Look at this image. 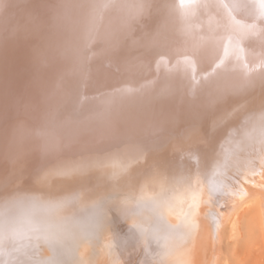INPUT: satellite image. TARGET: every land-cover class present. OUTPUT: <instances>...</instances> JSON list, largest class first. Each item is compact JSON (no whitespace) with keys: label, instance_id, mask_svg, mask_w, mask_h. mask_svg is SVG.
Here are the masks:
<instances>
[{"label":"bare ground","instance_id":"obj_1","mask_svg":"<svg viewBox=\"0 0 264 264\" xmlns=\"http://www.w3.org/2000/svg\"><path fill=\"white\" fill-rule=\"evenodd\" d=\"M116 176L146 221L126 234ZM15 191L61 194L0 211V264H167L185 235L164 216L206 191L211 229L181 264H229L255 205L264 238L259 0H0V198Z\"/></svg>","mask_w":264,"mask_h":264},{"label":"rangeland","instance_id":"obj_2","mask_svg":"<svg viewBox=\"0 0 264 264\" xmlns=\"http://www.w3.org/2000/svg\"><path fill=\"white\" fill-rule=\"evenodd\" d=\"M158 3V2H157ZM99 4V3H98ZM171 6V5H169ZM168 7V6H167ZM164 8V9H167ZM132 25V22H131ZM168 36V35H167ZM168 42H172V39H169ZM167 43V42H166ZM165 43V44H166ZM233 58H227L228 61H232L229 69L235 71L241 68L237 63L241 59H245L243 52L235 58L234 55L238 53V47L235 46L232 48ZM247 57V56H246ZM248 59V58H247ZM248 63V61L246 60ZM245 62V64H246ZM228 65V63L226 64ZM225 132L222 131L221 134ZM220 134V135H221ZM122 176H116L111 178L108 182L102 181V185L106 186L113 184L110 189L121 192V198L124 201L126 211L123 218L120 221L118 230L123 234H126L132 227L136 225H143L146 223L145 217L141 214L140 202L135 199L130 198L128 193L124 192V185ZM115 183V185H114ZM117 184V186H116ZM101 185V184H100ZM116 188V189H115ZM101 190V189H99ZM122 191L124 194L122 195ZM204 193V189H203ZM61 193H29V192H18L15 191L10 194H6L0 198V211L1 212H11L16 209L18 203H21L25 206H29L32 202L40 203L47 199L53 198ZM175 212L178 214L172 216L173 214H167L164 216V223L168 226L167 228L173 229L174 231H181L185 235L183 245L169 253V260L167 264H181L185 261L186 255H188L193 249L198 236L208 233L211 229V224L213 222L214 213H216V197L214 194L206 191L204 197L200 200V204L197 202L192 203L189 207L182 209H176ZM174 213V211L172 212ZM182 213V214H181ZM1 217V216H0ZM140 221V222H139ZM242 239H238L236 245L228 244L223 242L222 251L224 256L229 258V264H264V238L261 236V213L257 205L250 209L242 218ZM71 233V232H70ZM261 236V237H260ZM261 238V239H260ZM261 241V243H260ZM262 245V247H261ZM235 246V247H234ZM263 249V250H262ZM182 252V253H181ZM165 258V256H164ZM163 259H158L157 264H161ZM258 261V262H257ZM172 262V263H171ZM96 264H105V259L101 256L97 260ZM188 264H202L199 256L193 258Z\"/></svg>","mask_w":264,"mask_h":264},{"label":"snow or ice","instance_id":"obj_3","mask_svg":"<svg viewBox=\"0 0 264 264\" xmlns=\"http://www.w3.org/2000/svg\"><path fill=\"white\" fill-rule=\"evenodd\" d=\"M259 5H260V15L264 16V0H259ZM225 7H227L226 4Z\"/></svg>","mask_w":264,"mask_h":264}]
</instances>
